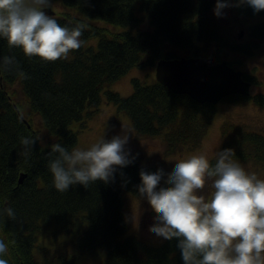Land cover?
I'll return each instance as SVG.
<instances>
[{"label": "trees", "instance_id": "1", "mask_svg": "<svg viewBox=\"0 0 264 264\" xmlns=\"http://www.w3.org/2000/svg\"><path fill=\"white\" fill-rule=\"evenodd\" d=\"M63 1L88 19L70 12L52 16L61 25L86 24L82 40L98 37L97 48L82 44L66 59L41 62L25 58L18 49L10 50L0 40V57L15 56L27 74L26 79L15 74L0 75V209L10 207L16 213L15 220H0V238L15 241L5 258L9 264H74L78 253L103 248L106 264H183L176 239L164 240L158 246L127 235L123 193L142 195L141 171H158L161 165L144 163L135 156L132 164L119 170L114 182L97 181L88 188L78 184L67 192H57L47 171L51 146L41 145L37 130L31 121L25 122L22 105L14 100L7 86L15 81L22 83L30 107L42 117L54 144L76 145L78 132L70 125L97 112L105 92L108 101L131 117L137 136L162 137L167 154H175L202 145L217 107L199 103L188 94L171 92L157 80L149 84L134 78V88L128 96L109 88L111 83L136 66H155L162 58L203 55L221 60L245 49L228 37L224 18L217 14L219 0ZM136 1L140 2L142 15L136 12ZM237 9L241 15H264V10L254 13L247 5ZM91 19L128 28L109 36L106 27ZM147 20L149 28H143ZM253 35L263 38L264 24L254 26ZM244 78L250 81L245 72ZM245 99L264 107L262 93L231 94L222 100ZM228 131L222 148L234 149V157L264 163L263 132L237 126ZM29 134L37 138V143L26 161L19 138ZM210 161L214 162V158ZM22 172L27 176L20 183ZM52 224L56 234H67L70 239L57 249L44 248L40 259L34 252L38 234Z\"/></svg>", "mask_w": 264, "mask_h": 264}, {"label": "clouds", "instance_id": "2", "mask_svg": "<svg viewBox=\"0 0 264 264\" xmlns=\"http://www.w3.org/2000/svg\"><path fill=\"white\" fill-rule=\"evenodd\" d=\"M50 5L51 0H0V40L29 60L66 59L81 48L87 25H61L46 11ZM244 5L254 13L264 10V0H219L217 14L225 17L228 9ZM3 74L27 78L15 56L0 57ZM129 137L122 129L83 147L53 144L47 162L51 186L64 193L78 184L88 188L97 181L114 182L136 158L126 147ZM36 143L31 134L19 138L26 161ZM234 156V149L221 147L214 162L207 153L192 154L178 159L174 170L161 166L140 173V193L156 213L151 230L158 238L178 241L183 264H264V179ZM5 217L15 220L16 213L0 209V220ZM14 243L0 238V264H9L5 257Z\"/></svg>", "mask_w": 264, "mask_h": 264}, {"label": "rangeland", "instance_id": "3", "mask_svg": "<svg viewBox=\"0 0 264 264\" xmlns=\"http://www.w3.org/2000/svg\"><path fill=\"white\" fill-rule=\"evenodd\" d=\"M63 0H51L49 8L55 13L70 12L77 16L88 19L79 9L69 7ZM140 2L136 1V12L142 15L139 10ZM228 15L223 17L227 27L228 37L240 43L245 49L243 52L231 53L228 59L233 62V66L241 69L252 82V95L264 94V37L253 35V27L264 24V15H241L237 7L228 9ZM108 29V35L111 32H117L128 27L119 26L106 22L105 20L91 19ZM143 28H149V21H144ZM243 35L240 37V33ZM99 38L92 37L83 41L84 47L97 48ZM212 51L213 48H210ZM205 55V53L203 52ZM148 55H145L147 58ZM156 65H147L144 67L136 66L130 69L120 79L111 83V89L118 91L123 96H128L133 91V79L139 78L146 83H154L156 78ZM10 94L16 102L22 105L23 116L32 122L35 130L38 132L39 141L42 146L49 147L54 143L48 135L47 125L42 117L30 107V101L26 95L22 83L15 81L7 86ZM106 93L103 92L102 104L100 109L84 121H74L70 125V129L77 131L78 141L75 146H87L96 141L105 134L106 139H111L117 135L122 129L130 133L127 149L131 150L132 155L141 157L144 163L161 165L174 170L175 162L180 158H186L192 154L207 153L209 159L215 158V153L222 147L226 141L224 134H230L228 130H232L233 126L243 128L247 131H258L264 133V107L256 104L252 99L241 100L239 102H231L222 100L217 103L215 116L206 131V136L202 145L196 150H183L175 154H167L164 140L159 136H137L136 130L132 125V120L129 115L119 111L115 103L108 101ZM83 122L86 126H83ZM246 170L257 174L259 178L264 179V163L255 161L253 158H238L234 157ZM210 191L208 186L205 187V192ZM124 210L128 222L127 235H136L149 244H161L164 239L156 237L152 232V225L156 223L152 204L142 195H136L131 191H124ZM55 225L45 227L38 234V243L34 250L36 256L42 259L44 248L57 249L62 244L70 239L67 234H56ZM107 253L103 248H97L94 251L81 252L77 254L74 264H106Z\"/></svg>", "mask_w": 264, "mask_h": 264}, {"label": "water", "instance_id": "4", "mask_svg": "<svg viewBox=\"0 0 264 264\" xmlns=\"http://www.w3.org/2000/svg\"><path fill=\"white\" fill-rule=\"evenodd\" d=\"M46 11L50 15L55 13L51 8ZM242 35L243 32L240 37ZM155 72L157 82L169 87L171 92L188 94L199 103L216 105L231 94H251L252 82L244 78V72L234 68L228 59L219 60L215 56L162 58ZM26 176L27 173L22 172L19 182Z\"/></svg>", "mask_w": 264, "mask_h": 264}]
</instances>
